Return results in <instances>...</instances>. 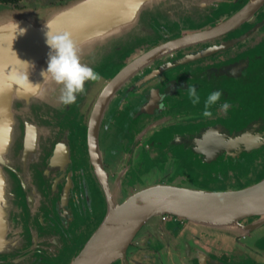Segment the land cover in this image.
I'll return each mask as SVG.
<instances>
[{"label": "flooded vegetation", "instance_id": "flooded-vegetation-1", "mask_svg": "<svg viewBox=\"0 0 264 264\" xmlns=\"http://www.w3.org/2000/svg\"><path fill=\"white\" fill-rule=\"evenodd\" d=\"M65 1L0 0V7H56ZM249 1L226 0L223 5L238 8H231L224 17L200 22L177 20L169 14L152 17L150 35L122 49L115 65L108 62L98 72L100 79L86 81L75 103L63 104L60 114L42 113L36 150L22 164V158L10 160L11 167L4 169L7 192L2 200L8 231L0 264L72 262L107 212L105 192L87 148L90 113L102 89L144 53L219 26ZM260 38H264V1L242 25L205 42L172 50L139 69L118 90L102 123L101 148L107 171L121 180L126 194L165 180L222 190L264 168V145L241 156L208 162L202 156L191 158L185 136L198 128L256 126L259 131L264 127L263 115V119H251L250 103L246 108L238 106L239 83L249 84L263 76L264 54L252 50L259 46ZM188 85L197 87L199 104L191 103ZM215 90L223 95L209 109L212 116L205 117L204 101ZM225 101L230 105L227 112L220 108ZM235 117L242 119L237 122ZM222 185L225 187L220 188ZM256 221V217L247 218L244 224ZM192 244L228 264H264V224L239 233L172 214L161 217L156 231L134 240L131 248L135 251L125 261L112 264H160L171 253L187 252ZM192 260L197 262V258Z\"/></svg>", "mask_w": 264, "mask_h": 264}, {"label": "water", "instance_id": "water-1", "mask_svg": "<svg viewBox=\"0 0 264 264\" xmlns=\"http://www.w3.org/2000/svg\"><path fill=\"white\" fill-rule=\"evenodd\" d=\"M226 0H68L56 7H0V121L8 120L10 101L23 98L12 89L33 91L32 104H21L9 123L8 132L0 133V252L7 244L8 228L4 213L3 197L6 194V172L10 160L28 158L38 146L27 144L29 128L39 136L42 113L60 114L59 102L63 85L41 75L47 69L50 48L46 43L48 23L55 33H70L79 48L80 62L99 72L108 57H112L131 45L135 39L150 35L152 17L166 14L180 20L206 21L207 17H223L230 6ZM264 0H250L244 7L212 29L168 42L139 56L129 63L100 92L90 113L87 148L90 164L102 185L107 199V212L90 239L70 264H112L127 259L131 244L148 227H155L164 214H172L209 228L232 232L251 231L264 224V177L252 184L225 190H208L185 181L160 182L126 194L121 180L112 177L104 164L101 148V128L118 90L139 69L172 50L205 42L219 34H225L248 21ZM13 22L26 29L24 35L15 34ZM13 40V41H12ZM20 61H19V60ZM31 65L28 69L22 62ZM27 75V78H26ZM34 85H30L28 81ZM38 85V86H35ZM46 92L42 93V91ZM46 98L51 99L48 101ZM15 110V112L17 111ZM49 111V112H48ZM18 112V111H17ZM260 119H263V116ZM257 118V117H256ZM247 128V127H246ZM233 129L220 126L217 129L201 128L187 133L189 152L208 162L250 153L264 145V127ZM21 145V146H20ZM16 153V154H15ZM17 153L20 155L17 156ZM30 154V155H29ZM17 156V158H16ZM256 217L252 225L244 220ZM187 258L171 253L160 264H228L213 258L198 247L189 248ZM197 258V263L193 262Z\"/></svg>", "mask_w": 264, "mask_h": 264}, {"label": "clouds", "instance_id": "clouds-1", "mask_svg": "<svg viewBox=\"0 0 264 264\" xmlns=\"http://www.w3.org/2000/svg\"><path fill=\"white\" fill-rule=\"evenodd\" d=\"M46 27L49 29L45 34L46 43L51 51L49 53L47 69L42 71L41 75L44 77V81L51 79L62 84L63 89L59 102L64 105H71L76 102L77 95L84 91L85 82L88 80L96 81L100 79V75L80 62L79 48L73 41L70 33H55L48 23ZM25 32L26 29L20 28L17 23L13 22V40L16 38L15 34L24 35ZM22 63L27 66V69L31 66L27 62ZM28 83L32 85L29 81ZM186 91L193 105L201 102L195 85H188ZM222 95L223 92L221 90H215L207 96L204 101L203 116H212V112L209 109L217 104ZM229 107L230 105L227 101L220 105L221 110L224 112H227Z\"/></svg>", "mask_w": 264, "mask_h": 264}, {"label": "rangeland", "instance_id": "rangeland-1", "mask_svg": "<svg viewBox=\"0 0 264 264\" xmlns=\"http://www.w3.org/2000/svg\"><path fill=\"white\" fill-rule=\"evenodd\" d=\"M231 8L234 11L238 8V6L230 7L228 12L230 10H232ZM257 45H259V46H256L252 49L253 52L260 51V53L264 54V38H260ZM118 54H121V52L116 53L112 57V59L110 57H108V59L106 60L105 66L108 65V62L113 63L114 59L116 58V56ZM113 65H115V64L113 63ZM263 65H264V62L262 63V66ZM119 67L120 66L116 67L115 69H118ZM115 71H113L112 74ZM262 72H263V76L258 77V79L255 81H252V83H250V82H249V84L239 83V95H238V102L239 103H238V106H244L246 108V107H248V104L250 103V106H252V112L254 113V115H253V113H251L252 114L251 119L256 118L260 115L264 116V68L262 69ZM245 113H247V112H245ZM245 113L242 116H245L246 115ZM237 118L238 117H235V119H237ZM241 119L242 118L237 119V122L240 121ZM190 156L193 160L195 159V155L193 153H191ZM263 177H264V168L261 170H256L255 172L252 171L248 175L243 176V178H241L240 182H238L236 184L234 183V187H232V188L252 184L254 182L261 180ZM160 181L161 180H158L155 182H160ZM147 182L145 184H147ZM161 182L166 183L167 181L165 180V181H161ZM168 182H176V181H168ZM224 187L225 186L222 185V187H220V188H224ZM222 190H225V189H222Z\"/></svg>", "mask_w": 264, "mask_h": 264}, {"label": "bare ground", "instance_id": "bare-ground-1", "mask_svg": "<svg viewBox=\"0 0 264 264\" xmlns=\"http://www.w3.org/2000/svg\"><path fill=\"white\" fill-rule=\"evenodd\" d=\"M15 91H17L18 93H20V94H23V98H20V99H18V100H14V102H12V101H10V105H11V110L9 109V110H7V116H8V120H6V119H2L1 121H0V133H5V132H8L7 131V128H8V126H10L11 127V124L9 123L10 121H12V119H13V117H14V113H16V114H19V111L20 110H17V108L22 104H24V103H27V104H32L31 102H37V101H40V99H34L33 101H31V97H29V96H31L32 95V93H33V91H31V89H27V90H24V89H21V88H16V89H12V91L9 93V95L11 96V97H13L14 95H13V93L15 92ZM42 93H44V92H42ZM13 95V96H12ZM13 99H15V96H14V98ZM47 100H50L49 98H46ZM4 110H6L5 108H1V106H0V111L1 112H3ZM15 110H17L16 112H15ZM12 128V127H11ZM28 132H29V134H28V136H27V144L28 145H32V146H35L34 145V143H35V141H36V138L38 137V135H36L35 134V131H34V129L33 128H29V130H28ZM9 134L11 133V131H9L8 132ZM9 163V162H8Z\"/></svg>", "mask_w": 264, "mask_h": 264}, {"label": "crops", "instance_id": "crops-1", "mask_svg": "<svg viewBox=\"0 0 264 264\" xmlns=\"http://www.w3.org/2000/svg\"><path fill=\"white\" fill-rule=\"evenodd\" d=\"M160 222H161V218H160V220H159V222L157 223V225L155 226V227H148L145 231H144V233L142 234V235H140L138 238H140L141 236H144L145 234H147V233H149V232H154V231H156V229H157V227L159 226V224H160ZM192 246H193V249H196V248H198V246L197 245H195V244H192ZM135 251V249L133 248H131V251H130V254H132L133 252ZM208 253V252H207ZM174 254V253H173ZM177 254V253H176ZM187 252L184 250V252H183V254H177L178 256H180V257H183V258H187ZM209 254V253H208ZM220 260V259H219ZM194 262V261H193ZM195 263H197V262H195Z\"/></svg>", "mask_w": 264, "mask_h": 264}]
</instances>
